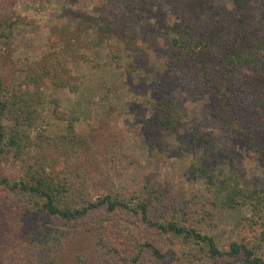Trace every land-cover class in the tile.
Segmentation results:
<instances>
[{
	"label": "trees",
	"instance_id": "1",
	"mask_svg": "<svg viewBox=\"0 0 264 264\" xmlns=\"http://www.w3.org/2000/svg\"><path fill=\"white\" fill-rule=\"evenodd\" d=\"M106 1V8L94 6L76 26L52 29L57 48L52 46V51L35 65L26 64L22 82L5 83L0 73V164L11 160L21 171L15 178L0 175V264H64L62 259L71 250L78 264H107L100 250L117 256L122 264H219L220 258H224L221 264H264V176L247 186L243 171L227 155V163L217 177L208 174V159L219 150L218 142L196 124L179 137L177 145L195 159L204 160L194 177L210 181L213 195L205 204H166L160 184H151L148 179L128 198L101 195L93 199L79 190L83 182L78 173H69V177L59 170L64 160L75 155L77 146L88 142L75 132L73 124L79 118L70 119L67 114V125L39 129L37 120L44 110L42 98H46L40 87L46 84L87 97L109 93L104 81L80 80L73 75L75 65L85 66L92 73L99 70L96 55L82 51L81 34L91 31L98 45H107L103 54L107 65L116 71L133 70L132 60L142 49L136 42L147 23L144 16L154 6L150 0ZM173 1V24L163 29L168 42V68L198 76L204 93L212 96L213 114L229 146L241 145L264 163V96L243 95L237 90H247L241 84L243 76L264 68V0H232L236 13L217 7L212 0ZM14 25L10 19L0 21L1 40L10 37ZM212 59L216 66L214 61L209 62ZM173 92L163 84L151 89L155 106L145 137L150 149L152 146L150 152L166 132L177 133L183 128L185 111L175 108ZM65 107L73 112L78 107L76 112H80L81 104L69 101ZM7 119L10 126L4 124ZM33 147H38L39 154L30 155ZM76 178L79 182L75 183ZM86 178L94 183L95 178L89 174ZM16 205L33 215L35 223L40 221L39 225L45 221L65 223L71 224L70 229L33 224L27 229L19 224L5 232L6 213ZM159 207L165 212L157 218L153 210ZM235 207H249L251 216L244 221V236L221 250L204 227L215 220L218 209ZM89 217L94 223L96 219L101 222L92 224L90 230L84 229L85 224L77 225ZM117 217H124L126 226L114 225ZM154 234L162 246L151 240Z\"/></svg>",
	"mask_w": 264,
	"mask_h": 264
},
{
	"label": "rangeland",
	"instance_id": "2",
	"mask_svg": "<svg viewBox=\"0 0 264 264\" xmlns=\"http://www.w3.org/2000/svg\"><path fill=\"white\" fill-rule=\"evenodd\" d=\"M150 1L154 2V6L144 16L147 23H144V28L142 27L144 30H140L142 37L136 42V46L142 49L139 57L132 60L135 67L133 70L116 71L107 65L103 58L107 45H98L96 34L91 31L86 30L81 34V49L83 52L96 55L94 58L99 63V70L92 73L85 66L75 65L73 75L80 80L104 81L109 93L87 97L72 94L67 90L52 89L51 86H45L46 84L40 87V92H45L46 98H42L44 110L37 120L39 129L50 127L54 130L55 125H67L64 120V115L67 114V118H79V121L73 124L76 127L75 132L88 142L86 145L77 146L75 155L69 160H64L65 163L61 160L64 164L59 170H64L68 175L78 173L83 182L78 187L79 190L93 199L101 195L128 198L139 192L138 189L146 185L148 179L151 184H160L159 189L166 204L173 207L179 204H205L213 195L209 189L210 181L194 177L195 173L198 174V169L203 167L204 160L195 159L194 155L177 145L179 137L190 132L196 124L200 131L212 133L218 142L219 150L208 159L210 168L208 174L217 177L218 171L227 163V155L243 171L245 184L253 185L258 178L264 176L263 161L250 156L248 150L241 145L229 146L219 119L213 114L212 96L204 93L205 89L198 84V76H187L178 70L168 68L166 59L168 42L163 29L164 26L173 24L172 16L175 10L173 11L171 5L175 2ZM212 3L236 13L232 0H212ZM106 4V0H0V21L10 19L15 22L10 37L7 40L0 39V73L5 76V83L22 82L26 64L35 65L43 55L52 51V46L57 48L58 39L52 33V29L58 30L69 24L76 26L85 15L91 13L94 6L102 10L106 8ZM135 26L140 29L139 24ZM1 34L0 30V36ZM2 42H8L9 45L6 46ZM119 48L123 52L122 43ZM212 61L214 60H209ZM243 82L241 84L247 87V90L238 88L240 94L264 96V68L246 74L243 76ZM160 84L174 91L175 108L184 110L185 115L182 119L183 128L177 133L168 131L160 137L153 145L154 153L150 152L152 146L150 149L145 137L148 120L155 106V100L150 96L151 89ZM69 101L80 103V112H76L78 107L74 112L73 109L65 107ZM4 124L11 125L9 119L5 120ZM39 152L38 147H33L30 155ZM19 168L18 163L2 160L0 175L15 178L21 174ZM88 174L95 178L93 184L85 180ZM77 181L76 178L74 182ZM14 209L13 211L9 209L6 213L8 222L5 223V232L11 227L17 228L19 224L26 226L27 229L37 225L68 230L71 226L48 221L39 225L40 221L35 223L34 216H29L21 205H16ZM164 212L161 207L153 210L157 218L164 216ZM250 216L249 207L218 209L215 220L205 225L204 232L213 235L221 250H225L228 243L244 236L242 230L244 221ZM87 219L77 225L85 224L84 229L90 230L92 224L97 225L101 222L100 219H96L94 223L91 217ZM115 219L117 222L114 221V225L118 226L121 223L122 226H126L124 217ZM104 226L108 227V223ZM144 238L149 240L146 234ZM151 240H156V243L162 246L157 235L154 234ZM104 242L107 244L106 238ZM100 251L104 253L107 264H122L117 256H111L105 250ZM76 252L80 251L76 249ZM223 259L220 258L218 263L221 264ZM62 261L64 264H78L72 250L67 252Z\"/></svg>",
	"mask_w": 264,
	"mask_h": 264
}]
</instances>
